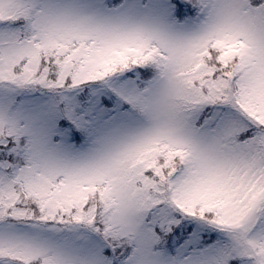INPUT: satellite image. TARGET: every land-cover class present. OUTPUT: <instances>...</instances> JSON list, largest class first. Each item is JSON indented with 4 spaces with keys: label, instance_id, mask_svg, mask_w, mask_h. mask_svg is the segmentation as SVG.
Returning <instances> with one entry per match:
<instances>
[{
    "label": "snow or ice",
    "instance_id": "1",
    "mask_svg": "<svg viewBox=\"0 0 264 264\" xmlns=\"http://www.w3.org/2000/svg\"><path fill=\"white\" fill-rule=\"evenodd\" d=\"M0 264H264V0H0Z\"/></svg>",
    "mask_w": 264,
    "mask_h": 264
}]
</instances>
